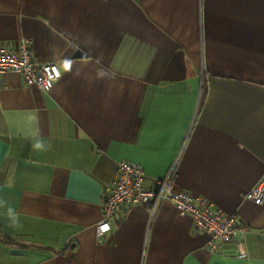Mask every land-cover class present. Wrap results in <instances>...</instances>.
Here are the masks:
<instances>
[{"label": "crops", "instance_id": "obj_1", "mask_svg": "<svg viewBox=\"0 0 264 264\" xmlns=\"http://www.w3.org/2000/svg\"><path fill=\"white\" fill-rule=\"evenodd\" d=\"M49 91L0 76V264H264V0H0ZM238 217L247 257L142 204L97 235L120 161Z\"/></svg>", "mask_w": 264, "mask_h": 264}, {"label": "built area", "instance_id": "obj_2", "mask_svg": "<svg viewBox=\"0 0 264 264\" xmlns=\"http://www.w3.org/2000/svg\"><path fill=\"white\" fill-rule=\"evenodd\" d=\"M32 39H20L18 47L0 46V76L15 71L20 73L27 85H35L49 91L60 78L61 71L55 61L38 63L31 49ZM175 172L169 169L165 176L146 182V173L141 164L123 160L117 165L116 175L107 186V195L102 205V217L96 231L102 236L111 229L116 215H124L131 205L142 204L153 215L162 205H171L181 216L193 218V229L208 233V247L219 250L234 243L235 256L247 257L244 245V227L238 217L226 213L204 198L196 197L184 190H174ZM243 198L256 204L264 202V173L259 181L243 194Z\"/></svg>", "mask_w": 264, "mask_h": 264}]
</instances>
